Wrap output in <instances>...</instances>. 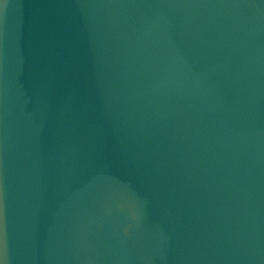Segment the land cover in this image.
I'll return each instance as SVG.
<instances>
[{
	"label": "water",
	"instance_id": "obj_1",
	"mask_svg": "<svg viewBox=\"0 0 264 264\" xmlns=\"http://www.w3.org/2000/svg\"><path fill=\"white\" fill-rule=\"evenodd\" d=\"M0 264H264V0H0Z\"/></svg>",
	"mask_w": 264,
	"mask_h": 264
}]
</instances>
